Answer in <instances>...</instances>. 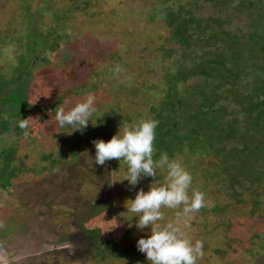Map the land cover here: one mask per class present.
Listing matches in <instances>:
<instances>
[{
	"label": "rangeland",
	"instance_id": "1",
	"mask_svg": "<svg viewBox=\"0 0 264 264\" xmlns=\"http://www.w3.org/2000/svg\"><path fill=\"white\" fill-rule=\"evenodd\" d=\"M47 1L49 10L38 13L46 7L43 0H0L2 38L18 35L23 5L43 29L53 24L56 9H65L71 34L49 55L48 64L37 65L29 85L34 105L29 117L35 120L29 135L17 138L15 176L0 188V264H150L136 247L150 228L137 229L138 214L127 211L126 201L134 200L141 188L147 192L152 183H163L167 170L158 169L154 181L145 177L132 187L124 180L128 166L123 161L95 164L92 141H109L108 136L139 121L158 103L165 71L183 51L171 40L165 20L154 17L163 0ZM241 16L233 25L243 24ZM2 43L0 66L6 72L15 53L9 42ZM92 81L103 86L91 91ZM83 83L89 84L81 87ZM58 94L68 95L62 104L66 110L94 95L96 111L82 131L67 125L62 129L50 114L48 104ZM15 140L10 134L0 136V148ZM176 159L192 172L191 187L205 193V207L180 220L188 238L204 243L198 264H264V179L255 187L245 182L241 199L234 201L217 187L214 176H207L216 171L212 156L182 154ZM254 198L259 202L255 211ZM215 205L225 210L213 211ZM162 211L164 224L175 222L182 209Z\"/></svg>",
	"mask_w": 264,
	"mask_h": 264
},
{
	"label": "trees",
	"instance_id": "2",
	"mask_svg": "<svg viewBox=\"0 0 264 264\" xmlns=\"http://www.w3.org/2000/svg\"><path fill=\"white\" fill-rule=\"evenodd\" d=\"M43 1L46 7L39 8L38 13L51 6ZM83 4L85 7L87 1ZM22 8L18 35L0 36V57L5 49L3 40L15 53L6 72L0 66V136L16 138L0 148V188L9 186L16 174L12 162L16 159L17 138L24 132L18 121L28 118L34 108L28 96L34 69L39 63L48 64L49 55L71 38L64 23L68 17L65 9H56L53 24L43 29L29 6ZM242 14L245 23L233 25L232 20L240 21ZM158 15L183 52L165 71L161 99L140 117L159 121L155 158L163 152L170 159L182 154L212 156L217 161L216 171L207 176H214L217 187L239 201L245 182L255 187L264 179V1L163 0L159 10L155 9L154 17ZM102 86L92 81L88 89ZM67 97L58 94L49 102L51 115L55 116ZM44 158L55 161L48 155ZM252 202L255 211L259 202L256 198ZM212 210L223 212L225 207L215 205Z\"/></svg>",
	"mask_w": 264,
	"mask_h": 264
},
{
	"label": "clouds",
	"instance_id": "3",
	"mask_svg": "<svg viewBox=\"0 0 264 264\" xmlns=\"http://www.w3.org/2000/svg\"><path fill=\"white\" fill-rule=\"evenodd\" d=\"M94 105L95 97L90 94L70 109L57 108L55 121L61 128L67 125L82 131L96 111ZM34 120L28 117L18 121L26 137ZM158 124L159 121L154 118H142L120 127L107 142L93 140L96 149L94 162L104 166L110 160L123 161L128 166L124 180L132 187L145 177H152L154 181L157 170L166 169L167 176L163 183H152L147 192L141 188L134 200L126 201H130L127 211L138 214L137 229L143 231L150 228L147 238L141 237L136 247L146 254L150 264H198V260L204 256V243L188 238L183 230L187 225L182 226L180 220L205 207V193L191 187L193 177L178 159H170L167 152L155 158L154 141ZM164 208L182 211L176 213L175 222L161 224L160 221L165 220Z\"/></svg>",
	"mask_w": 264,
	"mask_h": 264
}]
</instances>
